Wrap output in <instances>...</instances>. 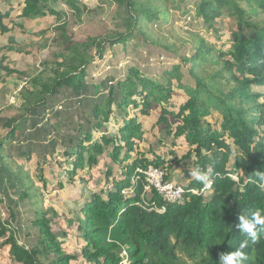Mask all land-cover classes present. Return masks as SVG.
<instances>
[{"label": "trees", "instance_id": "trees-1", "mask_svg": "<svg viewBox=\"0 0 264 264\" xmlns=\"http://www.w3.org/2000/svg\"><path fill=\"white\" fill-rule=\"evenodd\" d=\"M187 1L117 0L125 30L105 38L77 42L66 34L65 23L58 27L63 46L53 75L42 83L38 77L32 78L40 89L33 101L23 103L25 116L0 117L5 133L0 140V204H8L4 206L9 212L8 218H0L2 264H222L221 254L248 239L238 228L239 215L248 209L264 214V181L258 175L264 173V102L255 90L264 88V24L253 19L264 13V0H194L195 14L206 29L216 34L217 20L227 17L235 21L236 28L230 31L227 47L216 48L208 39L192 34L194 49L183 61L190 64L187 69L193 85L184 81L179 64L163 71L164 83L133 66L124 78L87 80V67L95 54L103 56L106 44H124L133 35L146 37V24L167 22L170 11ZM65 2L75 13L87 9L79 0ZM46 3L24 0L20 14H56ZM10 14V9L0 7V36L10 29L5 21ZM8 42L14 41L10 37ZM1 63L3 58L0 68L8 75L18 73ZM207 64L214 69L207 71ZM59 96L69 104L78 99L84 108L73 132L64 135L52 133V124L42 122L46 114L59 112L55 109ZM130 106L139 109L136 114L149 116L153 127L162 124L168 136L186 147L181 159H190L187 175L197 167L213 168L208 194L192 192L203 188L192 177L178 185L183 188L178 202L166 201L152 185L148 192L144 190V171L149 166L160 170L165 182L170 177L166 168L173 167V160L163 156L150 159L149 153L137 149L145 132L137 115L129 117ZM114 112L122 123L111 131ZM214 114L217 120L212 123L208 118ZM170 117L178 120L174 128ZM59 146L63 157L71 161L66 168L59 161L68 185L76 183L77 175L86 184L104 174L103 181L92 185L94 190L79 211L82 216L77 220L76 236L81 238L75 254L64 252L47 216L49 210L36 209L28 220L37 228L32 240L25 236L22 241L13 220L21 204L37 203L30 166H35L36 177L46 187L45 173L55 174ZM15 161L23 163L15 165ZM85 165L90 174H82ZM111 185L113 189L106 191ZM243 251L244 264H264V232L255 243L249 240Z\"/></svg>", "mask_w": 264, "mask_h": 264}, {"label": "rangeland", "instance_id": "rangeland-1", "mask_svg": "<svg viewBox=\"0 0 264 264\" xmlns=\"http://www.w3.org/2000/svg\"><path fill=\"white\" fill-rule=\"evenodd\" d=\"M79 2L82 3L81 6H86L85 11L75 13L67 6L65 0H47L44 6L55 10L56 14L46 13L41 16L22 17L20 13L24 6V0H0L2 9L11 10L10 16L5 21L10 28L7 33L11 34L14 41L0 44V62L3 58L2 65L18 70V73L8 75L6 70L0 68V117L25 116L23 103H26L27 99L33 101L35 94L40 89L39 85L32 81V78L38 77L39 83H42L53 75L55 63L60 60L57 55L61 53L63 46L61 43L62 31L58 28L62 23H65L66 34L77 42H83L87 37L105 38L125 30L121 16H119L122 8H119L117 0H79ZM193 2L194 0H188L183 7L170 11L168 21L159 26L146 24L144 26L146 37L133 35L128 37L124 44H106L103 56L97 58L95 54V60L87 67L89 75L87 80L90 82L93 79L94 82H97L104 76H111L114 79L124 78L127 69L133 66L149 78L164 83L163 71L174 64H179L184 81L193 85L187 69L190 64L183 61V58L189 57L194 49L192 34L208 39L207 42L209 41L216 48L222 44L227 47L230 43L228 42L230 31L236 28L235 21L227 17L217 20L215 29L217 28L218 32L216 34L214 31L206 29L201 24V19L195 14ZM253 19L264 24V13L259 12ZM205 68L207 71L214 69L211 64H207ZM90 77L93 78L90 79ZM255 90L262 94L260 101L264 102V88L256 87ZM175 92L180 91L175 89ZM59 97L60 102L55 105V109L59 112L56 115L55 113L46 114V118L42 119V122L43 124L45 122L52 124V133L64 135L73 132L75 123L79 121L78 118H81L84 108L78 104V99L74 100L73 104H69L66 99H63L64 97ZM85 111L88 113L89 108L85 107ZM138 112L139 109L133 106L128 108L129 117L137 115L142 121V129L145 132V140L137 145V149L149 153L150 159L155 156H163L165 160L172 159L173 167L166 168L168 170L166 172L170 176L167 181L176 185H185L191 178L186 174L187 168L190 166V159H181L186 152V147L182 146L181 141L175 142L173 135L168 136L162 124H154L153 127L150 117H142L136 114ZM153 112L158 113L159 110L153 108ZM113 117V123L110 124L111 131L119 128L118 126L122 123L116 112ZM208 120L214 123L217 120V115L214 114ZM177 121L170 117L172 128L176 127ZM27 123L29 124V122ZM4 134V129L0 127V140ZM21 138L22 136L19 135L18 139ZM63 155L64 150L61 146L57 147L53 164L55 174L51 175L46 171L45 176L48 179L46 187H43L36 177L35 166H30V162L25 163L26 167L30 166L32 169L30 177L33 180L32 190H35L33 200L37 203L32 204L30 201L21 204L18 214L13 218L15 222H13L16 227L18 225L22 241L25 236H29V239L32 240L35 232L37 233V228H32L28 220L32 218L36 209L49 210L47 216L51 220L53 231L57 233V240L61 242L64 252L75 254L79 250L78 239L81 238L76 236L77 220L82 216L79 211L87 201L89 194L94 190L92 185L96 181H103L104 174L94 176L90 181H85L86 184L78 181L79 176L77 175L76 183L68 185L64 178L65 169H61L59 161H62L63 168L70 167L71 161L66 160ZM22 163V161L14 162L15 165ZM14 164L12 162L11 166ZM43 166L46 168V164ZM101 171L103 172V170ZM82 174H90L87 165H85ZM94 174H98L96 170ZM156 179L160 180V176L153 174L152 180ZM60 181H62L63 187L59 185ZM110 189H113L112 185L107 187L106 191ZM4 205L8 204H0L2 220L9 217L7 207ZM44 262L47 263L46 260ZM77 264L79 263L77 262Z\"/></svg>", "mask_w": 264, "mask_h": 264}, {"label": "clouds", "instance_id": "clouds-1", "mask_svg": "<svg viewBox=\"0 0 264 264\" xmlns=\"http://www.w3.org/2000/svg\"><path fill=\"white\" fill-rule=\"evenodd\" d=\"M212 173L213 168L211 166H207L205 169L197 167L190 172V176L200 182L205 189H210ZM258 175L259 179L264 181V173H258ZM248 213H251V215L249 216ZM238 228L241 233H247L248 239L241 241L235 250L221 254L220 261L222 264H244L247 257L243 249L248 246L249 240L255 243L259 238V234L264 232V214L259 209L254 211L251 209L245 210L243 214L239 215Z\"/></svg>", "mask_w": 264, "mask_h": 264}, {"label": "built area", "instance_id": "built-area-1", "mask_svg": "<svg viewBox=\"0 0 264 264\" xmlns=\"http://www.w3.org/2000/svg\"><path fill=\"white\" fill-rule=\"evenodd\" d=\"M146 174V182L147 184H144V190L148 192L150 190V185L154 186L157 192L168 202L174 203L178 202L182 199L183 194V188L181 186H178L176 184H173L169 181H163V173L153 168L152 166H149L146 171H144ZM156 174L157 176H160V180H152V175ZM233 177V176H232ZM236 179V177H235ZM135 183V180L133 181ZM206 190L204 187L198 191V190H192L193 193H204ZM144 204L146 203L143 201ZM164 207L160 208L159 211H163Z\"/></svg>", "mask_w": 264, "mask_h": 264}, {"label": "crops", "instance_id": "crops-1", "mask_svg": "<svg viewBox=\"0 0 264 264\" xmlns=\"http://www.w3.org/2000/svg\"><path fill=\"white\" fill-rule=\"evenodd\" d=\"M0 5H2V4H0ZM10 35H11L10 33H5L3 36H0V44H2V43L6 44L8 42V39L11 37ZM0 264H2V262Z\"/></svg>", "mask_w": 264, "mask_h": 264}]
</instances>
